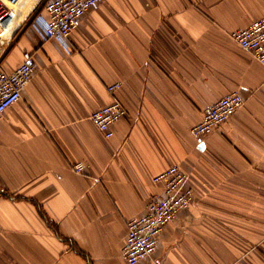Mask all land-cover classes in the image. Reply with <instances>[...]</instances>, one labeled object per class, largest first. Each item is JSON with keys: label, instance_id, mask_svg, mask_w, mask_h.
Returning a JSON list of instances; mask_svg holds the SVG:
<instances>
[{"label": "crops", "instance_id": "1", "mask_svg": "<svg viewBox=\"0 0 264 264\" xmlns=\"http://www.w3.org/2000/svg\"><path fill=\"white\" fill-rule=\"evenodd\" d=\"M42 1L0 28V65L29 51L36 67L0 122V264H130L127 221L172 164L193 201L138 264H264V64L231 36L264 0H101L69 48L32 25ZM233 90L244 106L199 141L191 127ZM114 98L127 115L107 138L91 114Z\"/></svg>", "mask_w": 264, "mask_h": 264}, {"label": "built area", "instance_id": "2", "mask_svg": "<svg viewBox=\"0 0 264 264\" xmlns=\"http://www.w3.org/2000/svg\"><path fill=\"white\" fill-rule=\"evenodd\" d=\"M14 1V0H12ZM101 0H43L31 15V23L43 39L55 38L69 48V40L82 22L86 12ZM42 8L47 15L39 12ZM11 7L0 0V27L8 24ZM234 40L255 59L264 64V15L248 26L231 32ZM33 55L27 51L24 61L14 70L7 71L0 65V122L5 110L18 102L24 88L34 76ZM120 83L110 84L114 93ZM240 90H233L206 107L200 122L191 127V133L199 141L226 123L245 104ZM127 115V108L117 98L91 114L95 125L107 138L113 136V125ZM85 163L77 162L74 169L84 173ZM191 174L178 164H172L154 177L162 190L151 196L144 214L127 221L128 233L123 255L130 264L152 258L157 250L164 227L193 201L194 190L190 184Z\"/></svg>", "mask_w": 264, "mask_h": 264}, {"label": "bare ground", "instance_id": "3", "mask_svg": "<svg viewBox=\"0 0 264 264\" xmlns=\"http://www.w3.org/2000/svg\"><path fill=\"white\" fill-rule=\"evenodd\" d=\"M7 1V3H8V5L11 7V9H12V11H11V17H12V15H13V13H14V5L15 4H17V3H19L21 0H14V1H12V0H6ZM10 17V18H11ZM7 25V24H6ZM1 26V25H0ZM0 28H3V29H7L5 26H3L2 25V27H0Z\"/></svg>", "mask_w": 264, "mask_h": 264}, {"label": "rangeland", "instance_id": "4", "mask_svg": "<svg viewBox=\"0 0 264 264\" xmlns=\"http://www.w3.org/2000/svg\"><path fill=\"white\" fill-rule=\"evenodd\" d=\"M33 13H34V12H33ZM33 13H32V14H33ZM30 16H31V15H30Z\"/></svg>", "mask_w": 264, "mask_h": 264}]
</instances>
